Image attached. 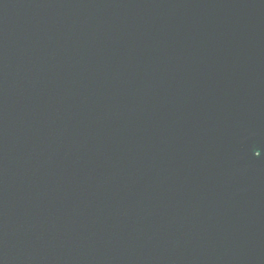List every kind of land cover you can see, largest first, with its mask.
I'll use <instances>...</instances> for the list:
<instances>
[{
  "label": "water",
  "instance_id": "water-1",
  "mask_svg": "<svg viewBox=\"0 0 264 264\" xmlns=\"http://www.w3.org/2000/svg\"><path fill=\"white\" fill-rule=\"evenodd\" d=\"M0 264H264V0H0Z\"/></svg>",
  "mask_w": 264,
  "mask_h": 264
},
{
  "label": "snow or ice",
  "instance_id": "snow-or-ice-1",
  "mask_svg": "<svg viewBox=\"0 0 264 264\" xmlns=\"http://www.w3.org/2000/svg\"><path fill=\"white\" fill-rule=\"evenodd\" d=\"M257 155H259V154L257 153Z\"/></svg>",
  "mask_w": 264,
  "mask_h": 264
}]
</instances>
